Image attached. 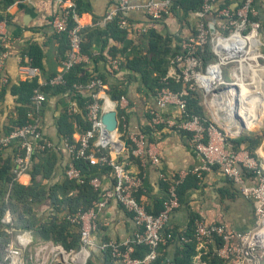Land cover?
<instances>
[{
	"label": "built area",
	"instance_id": "built-area-1",
	"mask_svg": "<svg viewBox=\"0 0 264 264\" xmlns=\"http://www.w3.org/2000/svg\"><path fill=\"white\" fill-rule=\"evenodd\" d=\"M55 1L60 6L52 25L57 34H67L69 50L66 59L62 61L60 72L44 84L53 87L65 84V76L73 66L87 64L89 61L88 57L81 53L83 34L75 19L74 5H68L67 0ZM112 1L116 4L115 9L108 12L94 26L103 27L119 13L126 14L132 9L129 0ZM174 1L148 0L142 6V10L152 22H159L171 12ZM194 13L197 16L195 29L182 37L180 52L171 59L168 75L163 79L166 86L157 95V105L159 108H176L178 118L169 121L168 125L190 135L196 151L203 159V165L196 174L201 177L203 172L218 168L237 186L246 199L254 203L256 216V224L240 232L215 221L205 223L196 220L194 241L200 252H207L213 248L224 264H264V159L253 156L246 150L233 149L229 138L238 136L239 128L233 132L231 128L227 131L220 126L227 122L225 116L231 112L232 107L235 112L240 107L239 94L244 91L254 93L259 91L258 84L264 78V67L261 64V60H264L261 52L264 45L262 21L257 18L259 13L255 0H242L238 7L233 5L220 7V0H201L199 9ZM71 16L75 19L73 25L70 24ZM210 16H215L218 20L209 19ZM118 23L127 31L133 28V24L125 18H120ZM146 31L147 29H142L139 33ZM208 44L211 45L216 59L204 63L203 52ZM9 56V51L0 54V86H6L9 82L4 72ZM120 64L119 58L109 61L114 71L120 70ZM21 73L25 80L41 76V70L30 62L21 66ZM171 81L181 82L183 89L174 90L170 87ZM185 88L203 93L206 104L214 110L211 120L191 112ZM77 89L80 93H86L85 96L89 99L85 105V119L90 127L75 141L66 140L61 147L44 139L40 122L42 97L36 90L32 99L37 114L34 121L10 135H0V150L9 149L15 143L21 150L14 158V181L28 174L37 151L47 149L63 150L67 153L69 159L65 176L71 181L78 183L85 181L82 171L76 166L79 160H84L92 166L108 168L115 180L112 187H103L98 177H93L88 182L99 193L100 199L95 206L102 209L110 202H117L132 216L137 231L124 244L120 246L111 244L107 247L113 248V256L120 264H152L156 261L160 249L176 238L169 221L174 212L181 207L179 198L181 183L175 182L171 186L160 215H151L136 197L143 187L142 181L117 157L126 146L120 139L118 128L116 132H107L101 122L102 115L107 111L116 110L117 118L118 109L126 112L127 98L121 96L118 101H112L106 94H102L101 81L95 78L85 86V89L81 90V87ZM233 90L238 95L231 104H228ZM151 116L153 126L165 122L157 111H152ZM122 118L126 120L124 116ZM119 122L118 118V125ZM126 124L123 126L127 130ZM128 138L135 146L133 154L143 163L149 158L152 165L159 164L152 153L151 142L146 134L136 130L129 132ZM105 150L107 152H104ZM246 175L251 176V183ZM70 220L79 226L83 248L91 256L96 248L93 232L97 230L98 225L92 209L77 212ZM4 221L10 224L11 230L14 218L10 211L4 216ZM177 239L179 242L188 241L183 236ZM135 245L148 248V253L143 259L132 257ZM21 256L22 250L8 243L7 255L5 260H0V264H22Z\"/></svg>",
	"mask_w": 264,
	"mask_h": 264
},
{
	"label": "crops",
	"instance_id": "crops-1",
	"mask_svg": "<svg viewBox=\"0 0 264 264\" xmlns=\"http://www.w3.org/2000/svg\"><path fill=\"white\" fill-rule=\"evenodd\" d=\"M147 1L129 0V5L132 9L128 10L126 15L132 19L130 23L133 24V28L128 29L126 40L133 42L134 45L140 46L139 38H141L142 33H139V31L142 29L153 28L162 34L172 35L179 45L182 37L192 33L195 29L197 22L195 10L188 12V15L183 17L170 12L159 22H152L142 10V6ZM234 3L237 2L235 1ZM67 4L74 5L75 19L82 29L94 26L108 12L114 10L116 5L112 0H67ZM59 6L55 0L19 1L7 10L11 22L0 23V43H2L0 54L3 51H9L10 53L4 68L9 82L6 86H0L1 136H6L5 131L9 121L12 117H15L19 107L18 96L13 93V89L20 81L25 80L21 73V66L24 63H32L30 58L32 47L35 44H40L45 51L44 65L46 72L41 71V76L36 78L41 86H44L50 77L54 74L56 76L61 70L62 43L52 25V20L58 13ZM255 6L262 21V40L264 44V0H255ZM78 9L81 10L79 14L77 12ZM209 19L218 20L215 16H210ZM111 46L117 49L122 47L120 43L110 41L108 47L102 51L100 37L94 39L92 47L94 58L87 63V68L92 74L108 71L106 62L104 63L98 58L100 53L107 55ZM141 49L143 51V46ZM261 52L264 55V45L261 47ZM261 64L264 67V60H261ZM125 74H128L127 70L120 71L118 77L122 78ZM139 86H141V78H139L138 82L130 84L125 96L128 100V106L125 109L127 113V133L139 130L147 135L144 129L151 121L149 115L151 116L152 111H157L165 121L160 124L161 127L157 131L152 133L150 136L151 141L149 140L152 153L159 161L157 166L152 165L149 158L144 163L132 160L129 158L130 154L126 148L117 156L119 158L122 157V162L127 165L131 173L142 181L143 187L138 193L140 202L150 213H160L162 204L168 199V192L171 186L175 182H180L179 191L184 186L185 188L182 193V199H180V209L170 217L169 225L173 230L185 231L194 216L199 217L197 220H202L205 223L214 221L222 223L233 231L240 232L253 227L256 224L254 203L246 199L237 186L224 176L218 168H214L210 172H203L201 177L196 174V171L203 165V159L196 151L190 135L168 125L169 121L178 118L176 108H159L157 105L158 94L147 97L146 94L138 90ZM3 89L5 90L2 91ZM42 94L43 97L40 95L44 98L42 99V104L44 101V105L41 108L40 122L43 137L45 140L62 147L67 139L63 138L59 132L60 117L66 109L69 115H85L82 98L85 97L86 93L47 92ZM102 94H106L104 89ZM200 96L201 100L199 103L203 108L205 117L211 120L214 110L206 104L203 93ZM73 122L75 128H77L76 122ZM256 122L259 123V126L253 132L260 131L264 126V115L257 117ZM79 135L80 133L76 131L72 135L71 141H75ZM147 136L149 137V135ZM261 144L256 151V155L258 158L264 159V141ZM16 147L17 143L13 144L9 152L13 154V150ZM55 152L57 153L58 161L53 177L43 181V184L49 189L55 185H62L67 179L65 170L69 157L63 150H55ZM36 160L35 156L28 174L19 179L21 184H31L32 177L30 172ZM106 171L105 173H100L98 178L101 180L103 187L110 188L114 185L115 180L108 168H106ZM246 176L251 183V176ZM97 201L93 202L89 210L92 209L98 224L97 230L93 232V240L96 246L95 253H100L111 244L122 245L131 239L137 231V226L132 216L117 202H110L104 208L98 209L95 206ZM37 210L38 215L45 219L53 213L51 203L48 201H45ZM8 211L11 212L14 218L11 230L9 229L11 227L10 224L6 222L8 231L11 233L9 243L22 250V264H55L62 258L64 249L62 246L55 244L52 240L43 241L36 239L33 231L28 228L18 229L11 208L6 211V214ZM195 250L197 254L193 258L194 264H205L201 262V252L197 246ZM80 251H70L71 258L66 257L65 254L67 253H64L65 258H68L67 263L71 264L74 261L75 264L76 259L79 262H83V260L80 261L78 259V256L82 255L79 253ZM176 252L177 243L172 241L165 249H160L157 259L161 256V264H171ZM25 254L27 257H25ZM113 264L120 263L116 261Z\"/></svg>",
	"mask_w": 264,
	"mask_h": 264
},
{
	"label": "trees",
	"instance_id": "trees-1",
	"mask_svg": "<svg viewBox=\"0 0 264 264\" xmlns=\"http://www.w3.org/2000/svg\"><path fill=\"white\" fill-rule=\"evenodd\" d=\"M19 1L23 0H0V23L11 22L7 10L10 6ZM235 1L237 3H234ZM235 1L223 0L220 2V7H225L227 5L238 7L242 3V0ZM200 5L201 0H175L172 4L171 12L183 17L187 16L188 12L199 9ZM77 12L79 14L81 10L78 9ZM120 18H125L129 23L132 21L126 14L119 13L112 21L108 22L103 27L92 26L82 29L83 41L81 43V53L86 55L89 60L94 58L92 47L96 37H100L101 39L102 51L108 47L110 41H116L122 45L120 49L111 46L107 55L100 53L98 60H102L104 63L106 62L108 71L94 75L87 68V64L82 63L70 69L65 76V84L60 86H41L38 83V79L20 81L13 89V93L18 96L19 107L17 108L15 117H12L9 121L5 131L6 135H10L13 131L19 130L34 121L37 114L32 105V97L35 96L36 90L40 92L42 97V93L47 92L80 93L77 88L81 87V90L85 89V86L95 78L101 81L102 88L106 92V95L112 101H118L121 96L127 95L130 84L138 82L139 78H141V86L138 87V90L146 94L147 97L158 94L162 88L166 86L163 79L168 75L171 59L180 52L178 41H176L172 35L162 34L157 29L150 28L145 33H142V36L140 35V46L134 45L133 42L131 43V41L126 40L127 30L119 26L118 22ZM257 18L261 19L259 15ZM74 22L75 19L71 16L70 24L73 25ZM58 36L62 43L61 61H64L69 50L68 38L65 33L58 34ZM1 44L2 43H0V46ZM141 44L143 46V51H141ZM44 54L45 51L40 44H35L30 52L32 65L39 68L42 72H46ZM203 57L204 63L216 59V55L213 53L210 44L205 48ZM116 58L121 60L119 71L112 70L109 65V61ZM123 70H127L128 74L119 78L118 73ZM53 77H55V74L50 77L49 80ZM170 87L178 91V89H183V84L181 82L171 81ZM185 89L188 106L191 112L195 115L205 117L203 108L199 103L201 100V92L190 90L189 88ZM4 90L5 89L2 91ZM82 99L85 114V105L89 99L86 96ZM123 116L126 119L127 113L124 110L118 109V118L120 121L118 132L120 134V139L125 143V148L129 151V158L141 162V159L133 154L135 146L128 138L126 128L123 126L127 121L123 120ZM149 118L151 120L152 116L149 115ZM73 121L76 122L77 128H75ZM89 127L85 115H69L67 109L63 112L59 120V132L63 138L69 141H71L72 135L76 131L82 134L89 129ZM160 127L161 125L153 126L151 121L148 126L145 127L144 131L149 135L148 138L150 141L152 133L157 131ZM263 141L264 126L260 131H245L239 136L229 138V142L232 144L233 149L238 151L246 150L253 156H257L256 151L259 146L262 145L261 143H263ZM9 150L10 148L0 150V260H5L7 245L11 240V233L8 231L7 223L3 221V217L9 208H11L15 216L16 227L18 229L28 228L33 231L36 239L43 241L52 240L55 244L62 246L68 252L80 251L83 246L82 242H80V229L76 223L70 220V217L75 216L77 212L88 211L92 207L93 202L100 199L99 193L95 191L88 182L91 178L98 177L100 173L107 172L106 168L97 165L92 166L84 160H79L76 162V166L82 171L85 178L84 183L66 179L62 185H55L49 189L43 184V181L53 177L58 161L57 153L55 150L50 149L37 151V160L30 172L32 182L30 185H24L21 184L19 180L14 181L15 175L13 174L14 158L21 153V150L18 146L14 148L13 154H11ZM104 152H107V150ZM120 161H122V157ZM184 188L185 186L179 191L180 199H182ZM136 197L140 201L138 194ZM45 201L50 202L53 208V213L47 216L46 219L39 216L37 212V208L44 204ZM163 210L164 203L162 204L160 213ZM160 213L150 214L159 216ZM198 218L199 217L194 216L185 231L180 232L173 230L176 237L173 242L177 243V252L171 264H194L193 258L197 254L195 250L196 243L194 241V223ZM181 236L188 239V241H177V238ZM118 245L120 246L121 244ZM167 245L163 246L161 249H165ZM147 253L148 248L146 246L135 245L132 257L135 259H143ZM200 259L201 262L205 264H224L213 248L209 249L207 252L202 251ZM116 261L117 259L113 256V248L107 247L100 253L93 252L86 264H113ZM161 263L162 257L160 256L152 264Z\"/></svg>",
	"mask_w": 264,
	"mask_h": 264
},
{
	"label": "bare ground",
	"instance_id": "bare-ground-1",
	"mask_svg": "<svg viewBox=\"0 0 264 264\" xmlns=\"http://www.w3.org/2000/svg\"><path fill=\"white\" fill-rule=\"evenodd\" d=\"M245 92V97L243 99V110L240 112L241 116L244 117V115L248 114H253L256 115L258 117L262 116L264 114V92L262 91L261 93H253L251 94L250 92ZM238 94L236 93V91H232L231 92V97L228 99V104H231L234 101V97H236ZM238 98V97H237ZM241 104V105H242ZM229 107H231V105H229ZM228 107V109H229ZM231 112H228L226 114V118L233 121V124H240L236 117H232L234 114V108L232 107ZM233 111V113H232ZM227 112V111H226ZM233 114V115H232ZM248 126V128H250V126L255 123L254 122H249L248 120H244ZM65 256L67 257V254H65ZM84 255H80L78 256V259L81 261L83 260ZM76 263H78L79 261H77V259L75 260Z\"/></svg>",
	"mask_w": 264,
	"mask_h": 264
},
{
	"label": "water",
	"instance_id": "water-1",
	"mask_svg": "<svg viewBox=\"0 0 264 264\" xmlns=\"http://www.w3.org/2000/svg\"><path fill=\"white\" fill-rule=\"evenodd\" d=\"M257 117L258 116H256V115L248 114V113L246 115H244V117H240L241 124L239 125L238 136L241 135L242 133H244L245 130L248 128V126L244 120H248L249 122H254V121H256ZM101 122H102L104 129L107 132H116L117 128H118V118H117L116 110L112 109L110 111L105 112L101 117ZM64 253H67L68 258L70 257V253L63 249L62 258L59 261H57L55 264H68L67 263L68 258H65ZM79 253L84 254L83 262H79V263H75V264H86L87 260L90 256L88 251L85 248H82V250ZM71 264H74V261Z\"/></svg>",
	"mask_w": 264,
	"mask_h": 264
},
{
	"label": "rangeland",
	"instance_id": "rangeland-1",
	"mask_svg": "<svg viewBox=\"0 0 264 264\" xmlns=\"http://www.w3.org/2000/svg\"><path fill=\"white\" fill-rule=\"evenodd\" d=\"M225 70H227V68L225 69ZM228 77V76H227ZM229 79V78H228ZM258 92H256V93H261L262 91L264 92V78H263V80H262V82H260L259 84H258ZM251 94H253L254 92H250ZM239 95H241L240 96V107L236 110V112H235V110H233L234 111V117H236V119H237V121L241 124V122H240V117H243V116H241V111L243 110V99H244V97H245V92L244 93H242V94H239ZM242 104V105H241ZM232 111V112H233ZM214 112V111H213ZM264 115V114H263ZM226 118V117H225ZM227 119V118H226ZM227 122V124L225 123V124H221L220 126L221 127H223L225 130H227V131H229V129L231 128L232 129V131L234 132H236L237 130H238V128H239V125L240 124H236V125H234L233 124V121H231V120H229V119H227L226 120ZM258 122H255V123H253L251 126H250V128H247L245 131H248V132H253L257 127L256 126H258ZM254 127H256V128H254ZM25 257H27V255L25 254ZM70 258H71V256H70Z\"/></svg>",
	"mask_w": 264,
	"mask_h": 264
}]
</instances>
